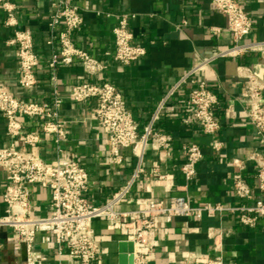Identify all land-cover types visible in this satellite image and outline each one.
Instances as JSON below:
<instances>
[{
    "label": "crops",
    "instance_id": "0c3cea01",
    "mask_svg": "<svg viewBox=\"0 0 264 264\" xmlns=\"http://www.w3.org/2000/svg\"><path fill=\"white\" fill-rule=\"evenodd\" d=\"M16 3L17 26L6 23V12L0 6V82L5 83L16 96L33 101H51L54 90L62 98L60 118L68 130L64 145L76 153L90 174L86 196L93 204H103L121 190L134 175L138 158L131 148H126L122 164H114L110 156V143L96 117L97 100L92 98L76 102L71 98L72 86L81 81H110L119 88L127 105L138 122L142 133L152 121L159 103L178 84L182 76L201 58L210 56L232 45V35L227 28V17L214 8L210 0H70L77 4L84 22L75 31V45L106 64L100 74H88L82 64L56 69V83L49 60L59 45L48 44L51 37L50 17L56 0H12ZM253 20L248 41H264V0H239ZM123 12L135 15L130 19L133 42L145 46L147 53L124 65L115 58L114 27ZM18 27L33 34L34 48L40 57L35 69L37 84L25 90L19 84L17 46L8 41ZM212 27H220L213 32ZM252 68L264 77V58L259 51L239 57H220L202 68L195 76L207 82L220 99L215 115L221 122L220 130L205 134L200 126L188 122L191 113L186 101L191 87L189 79L181 83L167 98L165 106L153 122V134L145 152L142 170L119 210L138 207V198L158 199L168 202L172 195H187L193 203L223 202L238 205L241 199L233 185L238 175L244 176L259 196L255 176L256 164L249 155L259 150L264 153L256 128L249 120L248 97L244 79L238 66ZM26 130L38 131L41 141L33 151L53 161L58 156L57 143L52 134L41 130L40 118H21ZM7 121L0 112V146L8 145ZM171 134L169 150L158 146L154 134ZM20 148H26L16 138ZM200 144L203 158L197 164V174L187 183L181 167L185 161L183 147L190 142ZM219 143V147H216ZM245 160L244 168L234 166L233 159ZM8 175L0 167V215L5 212L4 193ZM31 213L44 217L51 212V193L48 188L30 187ZM264 197V194H263ZM102 246L98 264H120L121 234L118 226L96 218L92 222ZM223 230L222 254L233 264H264V220L256 227L239 222L231 213L205 215L200 219L178 217L168 222L159 217L155 229L156 243L147 264H202L219 251L214 246L210 231ZM49 232L39 231L35 249L46 254L50 264H77L67 250L60 253ZM25 246L18 242L11 229L0 230V264H23Z\"/></svg>",
    "mask_w": 264,
    "mask_h": 264
},
{
    "label": "built area",
    "instance_id": "2783aa9c",
    "mask_svg": "<svg viewBox=\"0 0 264 264\" xmlns=\"http://www.w3.org/2000/svg\"><path fill=\"white\" fill-rule=\"evenodd\" d=\"M210 1L214 8L226 15L232 45L197 61L159 103L152 121L142 133L138 130V122L129 109L123 92L110 81H81L72 86L70 95L74 101L83 102L92 98L97 100L96 117L110 143L112 162L122 164L126 148H131L138 158L134 175L103 204H93L86 196L90 174L76 153L63 143L68 138V130L60 118L62 98L58 91L54 90L51 101H33L16 96L5 83L0 82V112L6 118V133L10 137L8 145L0 146V167L8 175L4 193L5 212L0 215V230L11 229L18 242L26 246L27 258L23 264H50L48 256L35 249L39 231L49 232L47 239L53 238L58 251L62 253L67 250L76 258L77 264H98L102 246L92 226L96 218L118 226L120 243L133 242V264H147L156 243L155 229L159 217L170 222L178 217L200 219L205 215L215 216L229 212L237 215L239 222L248 227H256L261 219L264 220V153L259 150L253 151L249 160L256 164L255 176L260 195L255 196L254 189L244 176L238 175L233 185L236 195L241 199L238 205L223 202L195 204L187 195L176 194L168 202L138 198L136 209L117 208L125 201L142 170L145 152L153 134V122L174 90L187 79L190 80L186 106L191 116L186 121L198 124L205 134L214 135L221 128V122L215 115L220 99L205 80L195 75L220 57H239L259 51L264 58V41L246 40L252 31L253 20L243 3L239 0ZM0 6L6 12V23L17 26L16 3L12 0H0ZM134 15L131 12L119 14L118 23L113 30L115 58L124 65L131 64L147 53L145 46L133 42L130 19ZM83 22L84 18L77 4L70 0H56L49 22L51 37L47 41L48 44L59 45V51L54 52L49 60L54 83L59 64L69 66L79 61L85 72L92 75L100 74L106 68L103 61L75 45L74 33L82 28ZM220 29L212 27L215 33ZM8 43L17 46L20 86L25 90L34 88L38 81L35 69L40 57L34 48L32 32L16 27ZM238 73L244 79L245 94L249 101L248 118L256 128L261 144H264V77L244 65L238 66ZM22 117L40 118L42 132L55 137L58 151L55 160L46 161L33 151L41 141V136L38 131L26 130ZM154 136L158 146L169 150L173 140L171 134L156 132ZM16 138L26 148H20ZM215 145L219 147V143ZM183 150L185 161L181 171L189 183L197 174V164L203 158V152L200 144L195 141L185 144ZM233 164L242 169L245 160L236 157ZM33 185L50 190L51 212L47 216L35 217L31 213L30 187ZM210 235L219 253L207 258L202 264H233L227 262L221 253L223 230L214 229L210 231Z\"/></svg>",
    "mask_w": 264,
    "mask_h": 264
},
{
    "label": "water",
    "instance_id": "95a60500",
    "mask_svg": "<svg viewBox=\"0 0 264 264\" xmlns=\"http://www.w3.org/2000/svg\"><path fill=\"white\" fill-rule=\"evenodd\" d=\"M25 246V245H24ZM25 259L27 258V249L25 246ZM119 263L120 264H133L134 263V244L133 242H121L119 247Z\"/></svg>",
    "mask_w": 264,
    "mask_h": 264
}]
</instances>
